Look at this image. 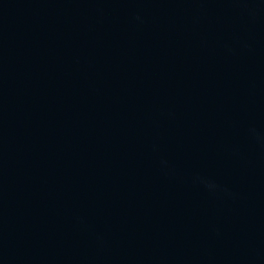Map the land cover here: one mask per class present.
Segmentation results:
<instances>
[{
  "label": "water",
  "instance_id": "water-1",
  "mask_svg": "<svg viewBox=\"0 0 264 264\" xmlns=\"http://www.w3.org/2000/svg\"><path fill=\"white\" fill-rule=\"evenodd\" d=\"M0 264H264V0H0Z\"/></svg>",
  "mask_w": 264,
  "mask_h": 264
}]
</instances>
